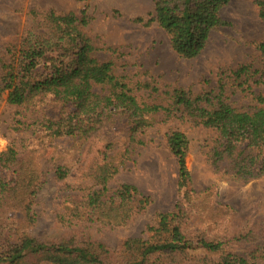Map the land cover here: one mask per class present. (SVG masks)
<instances>
[{"label":"trees","instance_id":"1","mask_svg":"<svg viewBox=\"0 0 264 264\" xmlns=\"http://www.w3.org/2000/svg\"><path fill=\"white\" fill-rule=\"evenodd\" d=\"M229 2L153 0L154 20L178 55L194 58L211 31L224 24L220 11ZM255 3L264 21V0ZM28 17L30 25L0 54V95L6 93L8 104L31 113L52 107L39 122L17 120L20 130H43L50 139H87L120 120L132 145L143 143L139 136L159 117H178L216 132L209 152L216 174L242 181L264 175V96L253 93L257 105L249 110L237 109L225 99L228 86L249 92L252 82L264 83V42L255 44L262 56L260 68L242 65L229 74L222 72L215 89L193 95L182 88L160 91L151 81L132 83L115 75L114 62L94 56V43L83 30L91 18L84 11L31 10ZM256 74L259 80L251 81ZM166 142L177 164L175 209L147 224L146 238H127L117 250L91 239L80 224L125 226L148 206V196L128 183L109 189L112 172L102 164L91 174L97 187L63 208L58 219L62 235L35 237L28 227L34 223L32 199L42 178L38 152L24 142L0 152V264H264L263 219L247 224L228 214L194 222L198 193L186 163L188 139L172 130ZM67 174L56 169L60 180ZM12 212H20L22 220L11 219Z\"/></svg>","mask_w":264,"mask_h":264},{"label":"rangeland","instance_id":"2","mask_svg":"<svg viewBox=\"0 0 264 264\" xmlns=\"http://www.w3.org/2000/svg\"><path fill=\"white\" fill-rule=\"evenodd\" d=\"M31 10L58 14L84 11L91 18L83 30L94 43V56L114 62L115 75L132 83L151 81L160 91L182 88L200 94L215 89L222 72L229 74L242 65L254 70L262 65L255 44L264 42V21L258 16L255 0H230L220 11L224 24L211 31L204 49L194 58L182 57L172 49L167 33L154 20L153 0H0V54L30 25ZM256 80L258 74L251 78ZM251 85L249 92L228 86L226 102L240 110L256 106L252 94L264 96V83ZM51 107L31 113L8 104L6 93L0 95V152L22 142L38 152L42 178L32 199L34 223L28 227L32 236L48 239L62 235L58 219L63 208L95 189L92 172L108 164L112 172L109 189L131 184L148 196L150 203L122 227L80 225L91 239L112 250L119 249L127 238H146L147 224L160 213L172 212L178 200L177 164L166 142L172 130L182 131L189 142L186 163L198 193L193 212L196 224L228 214L247 224L264 220V175L242 181L216 174L209 162L216 137L213 129L178 117H159L155 126L139 136L143 143L131 145L120 120L105 124L87 139H50L43 130L34 134L17 126V120L41 121L43 112L50 113ZM59 167L68 172L61 180L56 175ZM10 217L20 222L23 215L12 212Z\"/></svg>","mask_w":264,"mask_h":264}]
</instances>
